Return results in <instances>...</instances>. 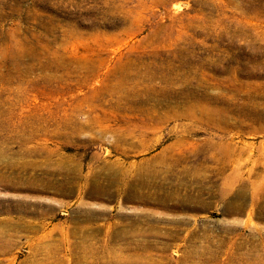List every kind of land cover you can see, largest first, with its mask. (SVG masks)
<instances>
[{
  "label": "rangeland",
  "instance_id": "rangeland-1",
  "mask_svg": "<svg viewBox=\"0 0 264 264\" xmlns=\"http://www.w3.org/2000/svg\"><path fill=\"white\" fill-rule=\"evenodd\" d=\"M0 264H264V0H0Z\"/></svg>",
  "mask_w": 264,
  "mask_h": 264
}]
</instances>
